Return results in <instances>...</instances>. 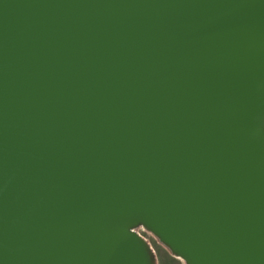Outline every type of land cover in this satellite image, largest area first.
<instances>
[{
  "label": "water",
  "instance_id": "95a60500",
  "mask_svg": "<svg viewBox=\"0 0 264 264\" xmlns=\"http://www.w3.org/2000/svg\"><path fill=\"white\" fill-rule=\"evenodd\" d=\"M264 264V0H0V264Z\"/></svg>",
  "mask_w": 264,
  "mask_h": 264
},
{
  "label": "rangeland",
  "instance_id": "374dc122",
  "mask_svg": "<svg viewBox=\"0 0 264 264\" xmlns=\"http://www.w3.org/2000/svg\"><path fill=\"white\" fill-rule=\"evenodd\" d=\"M144 235L147 237L155 251L157 264H184L180 258L173 256L163 245H161L152 234L145 231Z\"/></svg>",
  "mask_w": 264,
  "mask_h": 264
},
{
  "label": "built area",
  "instance_id": "2783aa9c",
  "mask_svg": "<svg viewBox=\"0 0 264 264\" xmlns=\"http://www.w3.org/2000/svg\"><path fill=\"white\" fill-rule=\"evenodd\" d=\"M138 230V232L140 233V234H142L146 239H147V237L144 235V230L143 229H137Z\"/></svg>",
  "mask_w": 264,
  "mask_h": 264
}]
</instances>
